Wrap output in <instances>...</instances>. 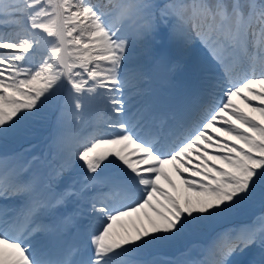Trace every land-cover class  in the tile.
I'll return each mask as SVG.
<instances>
[{
	"label": "snow or ice",
	"instance_id": "snow-or-ice-1",
	"mask_svg": "<svg viewBox=\"0 0 264 264\" xmlns=\"http://www.w3.org/2000/svg\"><path fill=\"white\" fill-rule=\"evenodd\" d=\"M0 264H264V0H0Z\"/></svg>",
	"mask_w": 264,
	"mask_h": 264
},
{
	"label": "rangeland",
	"instance_id": "rangeland-1",
	"mask_svg": "<svg viewBox=\"0 0 264 264\" xmlns=\"http://www.w3.org/2000/svg\"><path fill=\"white\" fill-rule=\"evenodd\" d=\"M196 43H197V42L193 41L192 45L188 46V47L185 48V49H186V50H187V49H190L191 52H194L195 54H199V53L202 54V52L200 51V49H199L198 47L195 46ZM174 178H175V177H174ZM257 205H258V204H257ZM255 206H256V205H255Z\"/></svg>",
	"mask_w": 264,
	"mask_h": 264
},
{
	"label": "bare ground",
	"instance_id": "bare-ground-1",
	"mask_svg": "<svg viewBox=\"0 0 264 264\" xmlns=\"http://www.w3.org/2000/svg\"><path fill=\"white\" fill-rule=\"evenodd\" d=\"M170 78H171V76L168 77V81H170ZM168 81H167V83H168ZM164 83H166V82H164ZM169 88H170V86L161 87V89L164 90V91L168 90Z\"/></svg>",
	"mask_w": 264,
	"mask_h": 264
}]
</instances>
